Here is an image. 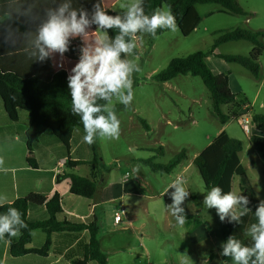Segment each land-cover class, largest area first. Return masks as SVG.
<instances>
[{
  "label": "rangeland",
  "instance_id": "obj_1",
  "mask_svg": "<svg viewBox=\"0 0 264 264\" xmlns=\"http://www.w3.org/2000/svg\"><path fill=\"white\" fill-rule=\"evenodd\" d=\"M128 2L130 0L119 2L115 7V12L123 14V9L120 6ZM240 4L242 7L256 8L259 11L264 8V0H241ZM165 6L167 5L164 4L160 9ZM197 7L203 20L196 30L188 36H184L178 28L175 32L167 30L158 35V38H153L148 34H141L137 37L136 52L134 51V54L128 57V59L138 63L140 68L139 72H134L132 75L134 99L131 102V106L127 109L124 105L114 101L115 111L120 120L121 131L119 138L97 137L94 142L96 147L95 157L93 144L89 145L83 141V135L86 134L84 129L77 128V131H82V137L77 138L76 135H79V132H77L75 144L82 140L81 145L74 153L70 150L69 156L71 159L74 157L80 158V160H84V163L79 165L76 171L65 166L62 170L60 169L61 176L71 172L80 176H91L93 175L92 167L96 166L99 171L98 186L101 187L103 183L105 185H114L112 186V193L109 191L110 198H112L116 196L115 186L122 182L125 174L128 172L131 174V178H136L137 174H139L136 171L137 167H142L147 171V174L153 175L154 183L157 181L159 187L163 186L165 188L177 175L182 174V169L220 133L221 128L225 124L223 125L213 115L210 92L199 76L178 75L168 82H158L153 78L173 58L185 57L199 50H210L216 38L224 31L236 28L250 30L249 27L243 24L247 18L252 17L248 11H245L244 15L222 14L215 11L221 7L219 4H202ZM208 10L215 11L211 18H205V13ZM262 24H264V17L260 12L256 18L252 19L250 27L259 29ZM253 47L251 42L243 40L224 43L216 50L218 53L227 55L240 54L247 56ZM212 57L211 59L215 60L216 64H213L211 59L209 63L214 70H217L216 72L227 74L232 72L233 76L230 85L232 90L234 92L241 90L253 99L261 80H257L247 69L239 64L229 63L215 55ZM62 60L57 54L53 58L54 66L58 67L59 64L63 63ZM260 62L264 64V56L261 57ZM76 63L71 62L69 70ZM261 103H264V85L260 93V99L255 106L256 111L264 113V107H260ZM222 111L225 114H229L230 107L224 105ZM20 113L22 114L19 123H17L18 128L29 122L28 112L21 110ZM141 119L149 124L151 128L149 131L143 127ZM1 130H6L3 129V125H1ZM224 130L231 137L242 141L243 150L240 154L242 165L251 179L259 200H264V150L260 151L249 142V135L242 130L238 117L231 118L226 123ZM48 135L52 137L50 139L55 141L59 145V149L68 157V152L64 145L51 132H48ZM21 136L24 139V135ZM23 139L11 145L15 151L22 152V156L25 151L29 152L25 139ZM41 139L43 140H40V144H36L31 156L35 160L41 159L42 163L45 164L47 157L44 155H47L48 151L51 152L54 146L50 141L46 140L49 138ZM84 147H86L85 151ZM160 147L163 148L164 153L156 155L154 150ZM182 150L186 151L187 159L170 174H153L152 170L147 168L142 161L138 162L131 159L143 157L147 159L155 156V162L165 164ZM16 165L19 166L20 163L18 162ZM182 176L187 181L185 187L191 193L187 200L188 207L190 208V204L193 203L196 207L195 210L200 211L198 215L201 216L200 219L197 218L198 215L188 217L182 229L178 228L174 219L171 221L173 222L171 227L164 220L156 223L138 206V214L132 217L134 230L128 228L130 229L129 231H121V226L127 223L124 220L120 226H115L113 223L114 210H123L124 205L128 204L127 198H125L126 203L123 200L122 204V200L117 199L96 209L102 236V248L108 257L109 264H222L224 261H226V264H233L231 258L219 255L222 251L221 244L224 242L220 219L216 209H207L203 204L204 195L208 191L204 187L203 179L197 167L195 165L191 166ZM67 180L68 178H64L65 182ZM232 191L243 194L239 186V178L236 175L232 180ZM144 192L146 193V191ZM168 196L167 194L162 199H166ZM76 199H79V202L74 203L66 200V208L74 210L75 214L83 215L88 213L91 202H87L86 198L80 196ZM89 200L94 201L95 199ZM125 215L126 209L123 219ZM64 217L63 214L59 215L60 219ZM73 219L75 222H80L78 218L73 217ZM146 221L147 227L143 235H139L140 231H138L143 243V246H141V243L136 239L135 230L137 233L140 223H145ZM201 222L209 229L211 236L204 243L200 241L195 243L189 237L190 230L192 227L199 226ZM39 235L42 238H39ZM43 236L44 234L41 230H37L33 245L41 247L44 244L42 243ZM52 241L53 244L50 250L52 254H54V250L59 245L67 243L65 236L60 233H54ZM132 246L133 248H131ZM212 254L215 255L213 260L208 261ZM3 257V251L1 250L0 261L2 262H4ZM10 259L11 262L8 261L7 264H42L41 260L44 257L27 255L20 257L21 260L19 261L15 258ZM62 264L68 263L64 261ZM90 264L95 263L91 262Z\"/></svg>",
  "mask_w": 264,
  "mask_h": 264
},
{
  "label": "trees",
  "instance_id": "obj_2",
  "mask_svg": "<svg viewBox=\"0 0 264 264\" xmlns=\"http://www.w3.org/2000/svg\"><path fill=\"white\" fill-rule=\"evenodd\" d=\"M97 2L98 0H92L75 8L83 7L91 13L93 4ZM1 3H4V0H0ZM164 4L171 7L178 28L184 36L194 32L202 21L196 8L198 4H219L224 7V11L232 14L244 15L246 13L237 0H144V12L151 15ZM105 10L110 15L117 14L110 9ZM37 23H29L21 19L10 21L6 14L0 15V98L11 122L20 120L21 110L28 112L29 122L24 139L29 153H32L36 144L46 133L51 132L67 149L66 165L69 168H76L83 164L84 160L70 158L71 140L75 129L84 128L80 117L72 113V101L67 83L68 72L65 69L55 70L52 59L43 63L32 62L28 59L25 51L16 52L21 48L19 45L16 49H11L3 41L4 30L9 24L13 28H18L20 33H24L29 30L35 31ZM93 29H95L94 25ZM167 30H158L157 36ZM115 34L116 30H109L110 36ZM139 35L141 34L137 36ZM263 37L264 32L262 31L251 32L244 28L224 31L216 38L210 50H199L185 57L173 58L153 78L158 82H168L178 75L199 76L210 92L213 115L224 125L231 118H237L243 105L249 103V100L244 95L233 93L230 88L229 74L214 73L205 59L209 55H215V48L221 44L240 40L251 42L254 48L247 56L240 54H216V56L229 63L241 65L256 79H259L262 73L260 60L264 56ZM81 45L82 42L79 38L73 39L70 50L65 56L72 60H78ZM134 51L136 52V49ZM98 103L105 102L101 100ZM224 105L230 107L229 114L222 111ZM141 123L146 130H150V126L145 120L141 119ZM253 123L259 130L264 131V113H256ZM249 142L260 151L264 150V136L252 135ZM93 147L96 157L94 143ZM242 150V141L231 137L223 130L195 157L193 164L197 167L207 191H210L214 186L221 187L225 192L232 191V180L235 175L238 176L240 189L250 199L251 203L248 207L252 211L242 218L243 222L240 224L229 223L227 219L224 222L220 221L221 232L224 241L230 235H234L245 245L251 246L252 241L245 235V230L252 223L257 222L254 212L260 200L245 167L242 165L240 157ZM154 152L159 155L163 154L164 150L160 147ZM186 159L187 153L182 150L165 164L155 162V156L141 161L153 172L169 174ZM27 162L32 168H38L37 161L32 156L27 157ZM92 170L93 175L91 176L67 173L59 177L68 178L72 194L91 199L99 188V171L96 166H93ZM30 206H45L48 218L37 221L30 220L28 217ZM9 207L18 209L21 218L27 224V228L21 230L19 237L5 236L9 242L11 257L19 258L27 255L47 257L53 244L52 235L54 233L64 234L66 238H69L74 234L86 231L88 233L87 240L80 239L74 247H67V250L63 245H59L56 248L57 252L64 255L70 264H89L91 262L109 264L107 255L101 249L100 226L97 217L93 216L86 222L69 221L66 218L59 219V215L63 214V208L62 198L58 192L51 197L37 192L30 193L11 203L4 204L0 207V214L6 213ZM35 230H41L46 234L45 242L40 248L29 247ZM64 250L66 251L64 252Z\"/></svg>",
  "mask_w": 264,
  "mask_h": 264
},
{
  "label": "clouds",
  "instance_id": "obj_3",
  "mask_svg": "<svg viewBox=\"0 0 264 264\" xmlns=\"http://www.w3.org/2000/svg\"><path fill=\"white\" fill-rule=\"evenodd\" d=\"M143 3L144 0H130L120 6L123 14L116 15H110L103 8L102 0L93 4L91 13L83 7H73V0H4V5H0L7 6L6 15L10 21L24 18L29 23L38 22L35 31L24 33L9 24L3 35L4 43L11 49L23 46L32 62L43 63L57 54L63 59L72 40L81 39L79 59L71 68L67 83L72 113L80 117L86 133L83 141L89 145L97 137L119 138L120 120L114 101L127 109L134 99L132 75L140 68L128 57L134 54L137 35L148 34L158 38V30L175 32L178 29L170 6L147 15ZM109 30H116V34L110 36ZM58 66L62 68L63 63ZM101 100L105 103L99 104ZM0 165H3L2 159ZM136 171H139L138 167ZM186 183L183 176L177 175L164 193L171 198L167 208L179 226L187 220L184 205L191 193L185 187ZM170 189L173 191L169 192ZM6 200V196H0V207ZM250 203L248 196L225 192L219 186L212 187L203 198L204 206L216 209L221 222L227 219L229 223L236 224L242 223V218L252 211L248 207ZM254 214L257 222L245 230V235L252 241L251 246L234 235L221 244L219 255L231 258L233 264H264V200L259 201ZM24 228L27 224L18 209L9 207L6 213L0 214V239L19 237Z\"/></svg>",
  "mask_w": 264,
  "mask_h": 264
},
{
  "label": "crops",
  "instance_id": "obj_4",
  "mask_svg": "<svg viewBox=\"0 0 264 264\" xmlns=\"http://www.w3.org/2000/svg\"><path fill=\"white\" fill-rule=\"evenodd\" d=\"M90 1H92V0H73V7L83 5V4L90 2ZM121 1L122 0H102V4H103L105 9H110V10L115 12L116 11L115 7ZM237 1L239 4L241 3V0H237ZM57 2H59V0H57ZM0 5H4V3H1ZM198 5H202V4H198ZM197 6H196V8L198 10ZM240 6H241V4H240ZM242 8L244 11H248V13H250V15L252 16L250 18H247L243 23L244 25H246L247 27L250 28L249 31H251V32H258V31L264 32V24H262V26L259 29H253L250 27V23H251L252 19L256 18L260 14V12L262 13V15L264 17V8H262L260 11L257 10L256 8H254V9L249 8V7H242ZM6 11H7V6L0 7V15L6 14ZM215 11L222 13V14L229 13V12L224 11L223 6H221L220 8H217ZM215 11L214 10H208L205 13V18H211V16H213V14L215 13ZM198 12H199V10H198ZM199 14H200V12H199ZM41 15H42V12H41ZM20 19L23 21L25 20L24 18H20ZM202 20H203V18H202ZM92 30H94V29H92ZM263 38H262V41H263ZM240 41H243V40H240ZM233 42H239V41H233ZM263 43H264V41H263ZM221 45H219L218 47H220ZM20 47L21 48L19 50H17L16 52L24 51L23 46H20ZM217 48H215V50H214L215 56H216V54H222L220 52L219 53L217 52V50H216ZM213 55L207 56L205 60L208 64V66L210 67V69L214 73L219 74L220 72H216L217 70H214L209 63V60L211 58H213L212 57ZM62 61H63V67L62 68L59 66L55 67L53 59H52L54 69L55 70L65 69L68 72V74H70L69 64L71 62H78V60L69 59L65 55H64ZM211 61L213 64H216L215 60L211 59ZM261 68H262L261 69L262 70L261 77L259 79H257V80H261V83H260L259 88L256 91V94L254 95L253 99H251L247 94H245L241 90L234 92V90H232V88L230 86L233 93H235L237 95H239V94L244 95V97H246L249 100V103H251L253 106L255 114L260 113V111L255 110V106L260 99V93H261L263 85H264V64L262 62H261ZM232 76H233L232 72H229L230 85H231ZM260 107H264V103H261ZM21 114L22 113H20V118H21ZM19 121L12 123L9 120V118H8V116L4 110L3 102H1L0 103V159L3 160V165H0V169H4V170H0V196H6L7 197V200L4 204L11 203L16 199H18L20 197H25V196L29 195L30 193H33V192L41 193L47 197H51L54 195V193L58 192L62 198L63 215L65 216L64 218H66L69 221H74V219H73V217H74V218L80 219V221L86 222V221L92 219L93 216L97 217L96 209L99 206L107 205L111 201H114L117 199L122 200V204H123V200L125 201V198H127L128 204H125L123 207L124 210L126 209L125 218L124 219L122 218V221L119 224H116L115 222H113L115 226L116 225L120 226L121 223L124 220H126L127 224L121 226V231H129L130 229H128V228H131L132 230H134L132 217H134L138 214V209H139L138 206H140L143 209L144 213H146L156 223L164 220V221H167L169 223V225H168L169 227L172 226L173 222H171V221H172V219L175 220V218L171 215V212L167 208V205L171 204V202H172L171 198H170V196H168L166 199H162L163 196L165 197L167 195L164 193L167 191L168 186L172 182L167 184V186L165 188L163 186L159 187V185H157V181H156V183H154L153 175L147 174V171H145V169H143L142 167L139 168V171H138L139 174H137L136 178H131V176H130L131 174H129L128 172L125 174L124 178L122 179V182H120L118 185L115 186V188H116V192H115L116 196L115 197L110 198V195H109V191L112 193L111 190H112V186H114V185L113 184L105 185L103 183L101 185V187L98 188L95 196L93 197V199H95L94 201H90L88 198H86L87 200L85 199L87 202H91L89 204L90 209H89L88 213L83 214V215L75 214L74 210L66 208V204H65L66 200L72 201L74 203L79 202V199H76L79 196H76L70 192L69 180H67L65 182L64 178L59 177V176H61L60 169L62 170L65 166H67L66 165L67 156H65V154L59 149L60 148L59 145L57 143H55V141L50 139L52 137H50V135H48V133H46L42 138H45V139L49 138L46 140H48L52 143V145L54 146V147L52 146L53 150L51 152L48 151L47 155H44L47 157V159L45 160V164L42 163L41 159H36L37 164H38V168H32L27 162V157L31 156L34 151L32 153H29V152L27 153V151H25V153L22 156V152L19 153L17 150L15 151L13 149V147L11 146L13 143L18 142L19 140L23 139L21 135L25 134V131L28 127V123L26 120L27 124H24L23 127L18 128L17 123H19ZM1 125H3V129H6V130H1ZM225 127H226V124L221 128L220 132L223 131L225 129ZM224 131H226V130H224ZM77 132H79V135H76ZM253 133H254L253 135L264 136L263 135L264 131L259 130L255 125H254V129H253ZM75 135L77 136V138L82 137V131H77L75 129V131L73 133V137L71 140V152L72 153H74L77 148H80L81 141H82V140H80V141L76 142V144H75ZM41 140H43V139H41ZM35 148H34V150H35ZM85 150H86V147H84V151ZM151 157H153V156H151ZM72 159L73 160H80V158H77V157H74ZM131 159L134 161L137 160L139 162L145 158L143 157V158H139V159H136V158H131ZM194 159L182 169V171H181L182 174H179V175L182 176L186 170L191 168V166H194V164H193ZM18 162L20 163L19 166L16 165V163H18ZM77 168L78 167L72 168V169L76 171ZM147 168H149V167H147ZM71 173H73V172H71ZM155 173H158V172H153V174H155ZM48 174H50V175H48ZM155 180H156V178H155ZM63 184H65V186H63ZM144 191H146V193ZM171 191H173V190L170 189L169 192H171ZM125 203H126V201H125ZM184 207L186 209V218L191 217L192 215H198L199 214L198 212H200L198 210H195L196 207L193 203L190 204V208H189L187 201L185 202ZM117 210H119V209H115L114 213ZM28 217L32 221L44 220V219L48 218L47 209L45 206H30L29 210H28ZM200 217H201L200 215L197 216L198 219H200ZM97 219H98V217H97ZM138 227H139L138 228L139 230L137 229V233L135 230L136 239L141 243L140 245L143 246L142 239H141V237H139V235L142 236L144 231L146 230L147 221L145 223L144 222L140 223V225ZM182 227H184V225L183 226L178 225V228L182 229ZM36 231L37 230L33 231L32 242L29 245V247L40 248V247L33 245V240H34V236L36 234ZM138 231H140L139 235H138ZM188 231H189V229H188ZM42 233L44 234L42 243H44L45 239H46V234L44 232H42ZM61 235H64V234H61ZM210 236H211V232L209 231V229L206 226H204L203 222H201L199 226H196L194 228L192 227V229L190 230V235H189L191 240L194 241L195 243H197L199 241L201 243H204L205 241L208 240V237H210ZM40 237H41V235H39V238ZM87 238H88V233L86 231L82 232L81 234H74L73 236L66 238L67 243L63 244V246L65 247V249L69 246L71 248V247H74L76 245L78 240H80V239H86L87 240ZM99 240L101 243V249L103 251L102 236H101L100 232H99ZM131 248H133V246ZM1 250L3 251L4 262L0 261V264H7L8 261L11 262L10 258H13V257H11L9 255V242L5 238L0 239V252H1ZM66 250H64V252ZM214 256L215 255L212 254L208 261H212ZM15 259L19 261L22 258L20 259V257H19V258H15ZM64 261L69 264V261L64 257V255L59 254L56 249L54 250V254L49 252L48 256L44 257V259L41 260V262H43L42 264H62Z\"/></svg>",
  "mask_w": 264,
  "mask_h": 264
},
{
  "label": "built area",
  "instance_id": "obj_5",
  "mask_svg": "<svg viewBox=\"0 0 264 264\" xmlns=\"http://www.w3.org/2000/svg\"><path fill=\"white\" fill-rule=\"evenodd\" d=\"M255 115L253 106L251 103H245L239 112L238 118L241 123L242 130L251 137L253 133L254 123H253V117ZM124 208L120 211H116L114 213V222L116 224H119L122 221L123 215H124Z\"/></svg>",
  "mask_w": 264,
  "mask_h": 264
}]
</instances>
